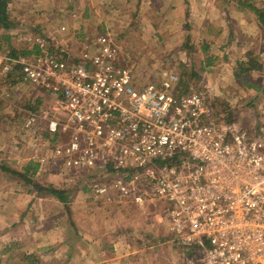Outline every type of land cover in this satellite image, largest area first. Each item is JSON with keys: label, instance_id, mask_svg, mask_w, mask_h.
<instances>
[{"label": "built area", "instance_id": "1", "mask_svg": "<svg viewBox=\"0 0 264 264\" xmlns=\"http://www.w3.org/2000/svg\"><path fill=\"white\" fill-rule=\"evenodd\" d=\"M59 45L36 36L29 55L0 50V73L49 103L21 128L38 172L138 209L162 200L170 242L196 264H264V124L227 118L207 93L180 95L168 69L137 83L108 32L79 54Z\"/></svg>", "mask_w": 264, "mask_h": 264}, {"label": "rangeland", "instance_id": "2", "mask_svg": "<svg viewBox=\"0 0 264 264\" xmlns=\"http://www.w3.org/2000/svg\"><path fill=\"white\" fill-rule=\"evenodd\" d=\"M101 1L13 0L11 13L14 28L0 31V50L3 53L12 50L29 51L30 43L20 38L49 36L48 22L55 21L63 12L62 7L65 10V6L69 5L70 9L74 2L79 5L77 12L81 16L75 22L70 21V29L76 33V46L86 36L108 32L117 43L120 63L130 67L137 83L156 80L161 69H168L193 92L210 95L227 118L233 116L239 124L249 127L264 124V97L257 91V88L264 89V28L258 24L255 14L246 7V4H251L256 8H264V0H222L227 3V8L221 10L226 15V21L210 7L212 0H201L202 5L200 0L189 1L187 4L181 2L180 8L176 0H152L149 5L139 0L138 8L131 6L130 0ZM53 4H58L60 13L51 10ZM57 44L67 46L63 41ZM248 60L258 68L249 73L241 72L240 64ZM249 66L248 62L245 68ZM9 75L0 73V114H6L10 120L8 125L2 124V128L13 129L12 136L16 138L17 126L25 117L24 111L35 107L44 110L49 107V103L39 100L44 98L38 90L14 84L12 80L15 76L12 78ZM11 142L12 146H17L18 142ZM3 154L4 150H0V155ZM10 160L14 159L11 157ZM61 176L65 183V177ZM81 185L79 189L85 187L83 183ZM11 187L13 193H19L18 185ZM84 190L90 199H94L86 187ZM110 202L116 207L132 205L116 200ZM151 203L165 205L162 200ZM44 208L57 210L58 207L49 204ZM170 240L169 233L166 243L147 248V252L145 249L137 250L139 257L136 259L139 264H196L193 259L184 256L182 250ZM3 249L0 239V260L6 258H3ZM45 262H50V259Z\"/></svg>", "mask_w": 264, "mask_h": 264}, {"label": "crops", "instance_id": "3", "mask_svg": "<svg viewBox=\"0 0 264 264\" xmlns=\"http://www.w3.org/2000/svg\"><path fill=\"white\" fill-rule=\"evenodd\" d=\"M143 1L148 5L152 3V0ZM176 1L179 2L178 8L189 1L196 2V0ZM12 2L13 0H9L7 11L14 23L11 13ZM199 2L202 5V1ZM139 4V0H130L131 6L135 5L138 8ZM34 6L37 7L36 4ZM210 7L226 21V15L221 11L227 8L225 1L212 0ZM78 8L79 5L73 2L70 9L69 5H66L65 10L62 7L63 12L60 13L58 4H53L51 10H58L60 14L55 21L48 22L49 36H36L50 37L58 43L63 41L73 53L79 54L83 43L87 42L90 36H86L76 46V33L71 31L70 21L75 22L81 17L77 12ZM51 24L55 26L51 27ZM60 26H65V31H59ZM33 38L35 39L34 36L29 39L21 37L20 40H26L30 46ZM42 97L44 99L39 100L48 103V100ZM39 111L41 109L37 107L24 111L25 117L17 126L16 138L12 136L13 129L2 128V124L8 125L10 120L5 116L6 114H0V144H3L0 150H4V154L0 155V161H3L0 163V239L4 247L3 258L6 257L0 260V264H43L47 259H50V262L44 264H139L136 259L139 257L137 250L145 249L147 252V248L152 249L166 243L170 232L164 217L163 203L160 205L148 203L144 211L133 204L128 207H116L110 202H114L113 198L90 199L85 193V187L79 189L82 183L71 181L66 184L62 174L58 172L44 169L38 172L37 164L29 157L27 144L22 149L20 143L23 139L21 128L29 113ZM41 137L45 144L40 153L46 154L48 136L44 130L41 132ZM10 140L13 144L18 142V147L12 146ZM11 157L14 160H10ZM26 168H29L28 172L32 174L31 178L35 184L67 190V203L62 204L51 195L39 194L9 172L14 170L23 173ZM14 184L18 185L19 193L12 192L11 185ZM49 204L56 205L57 210L44 208ZM111 205L114 208H110ZM156 233L161 235H155ZM157 236H166V238H155ZM58 255L59 260H56Z\"/></svg>", "mask_w": 264, "mask_h": 264}, {"label": "trees", "instance_id": "4", "mask_svg": "<svg viewBox=\"0 0 264 264\" xmlns=\"http://www.w3.org/2000/svg\"><path fill=\"white\" fill-rule=\"evenodd\" d=\"M243 2H241L240 4H242ZM8 4H9V0H0V31H9L12 28H14V23L12 21V19L9 16V12L8 10ZM246 7L249 8L250 11H252L256 18H257V22L258 24L264 28V8H256L255 5H249L246 4ZM8 38V37H7ZM6 38V39H7ZM188 41V39H187ZM116 43V42H115ZM117 44V43H116ZM34 50L38 51V47H35ZM29 55L31 54L30 51H21V52H17V51H10L9 56H14V55ZM211 61V60H209ZM249 62L250 66L245 68L246 64ZM248 62L246 63H241L240 67L241 72H247L249 73L250 70L256 69L258 68L257 65H251L252 62L251 60H248ZM210 65V64H209ZM9 76H12L13 78V73L11 72V74ZM238 78H240V75H238ZM14 81V80H12ZM11 81V82H12ZM183 81L179 82L178 85V92L180 93V95H187L190 93H193V91L190 88H187V86L184 84ZM257 91L260 92V94L264 97V89H259L257 88ZM199 92V91H196ZM29 168L25 169V172L20 173L14 170H10L9 172L11 173V175L16 176L19 180L21 179L25 185H28L29 187L34 188L39 194H47V195H51L52 197H54L58 202L65 204L68 201V192L67 190H61V189H56L53 186L47 185V186H40L39 184H35V182H33L32 180V174L28 172ZM76 183H82L81 181L76 182ZM188 257H191L190 254H187Z\"/></svg>", "mask_w": 264, "mask_h": 264}]
</instances>
